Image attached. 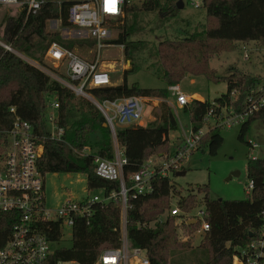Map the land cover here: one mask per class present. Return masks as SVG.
Wrapping results in <instances>:
<instances>
[{
	"label": "trees",
	"instance_id": "obj_1",
	"mask_svg": "<svg viewBox=\"0 0 264 264\" xmlns=\"http://www.w3.org/2000/svg\"><path fill=\"white\" fill-rule=\"evenodd\" d=\"M76 1L44 0L40 8L29 15L27 4H20L17 16L4 17V41L42 63L53 41L73 48L76 42L64 39L58 31L49 32L46 29L53 19L60 20L62 27H72L69 9ZM203 5L207 13L204 30L182 39L161 40L155 49H148L146 54L160 63L162 78L169 86L178 84L187 74L204 75L212 82H227L228 91L220 97L213 101L193 98L185 107L191 115L192 130L201 129L207 116L216 119L197 148L208 146L209 152L216 154L224 141L218 122L224 111H243L249 96L258 95L263 83L261 76L238 69L227 76H220L211 67L210 59L222 51L236 49L238 42L264 43V0H203ZM179 10L177 2L172 0H139L126 4L123 14L115 20L119 30L110 43L123 45L126 60L131 62V66L124 70L122 83L90 89L92 96L102 102L134 95L162 99L158 105L160 110L154 109L156 119L146 126L137 124L116 128V140L128 160L124 168L126 177L139 170L156 150L165 147L170 141V132L179 128L173 107L167 101V88H146L138 82L128 83V74L140 69L135 56L146 46L145 41H130L129 37L141 12L159 11L165 16L176 17ZM79 42L80 47L94 45L91 38ZM52 99L59 102L57 122L64 128V141L51 139L47 129V109ZM11 106L16 107L23 119L32 123L41 137L43 152L38 167L43 174L82 172L87 176L90 191L109 193L113 189L119 190L118 180H109L96 173L94 155L107 159L115 156L114 134L109 126L104 125L106 119L102 111L92 101L76 96L73 90L0 45V129L8 128L12 123ZM256 119L264 120V106L240 124V138H244L250 124ZM86 147L88 154L81 155L78 151ZM158 155H164V152L158 151ZM247 170L254 187L246 199L213 198L206 186L202 201L210 228L204 232L202 240L203 246L209 250L205 264H233L234 254L264 230V158H251ZM171 171L177 172V168L172 167ZM152 184L151 192L129 197L128 237L134 246L147 251L152 264H169L172 253L186 243L177 240L176 219L168 214L173 203L167 208L168 199L178 193L176 204L183 211H191L197 198L194 195L191 198L182 196L169 176H155ZM165 209L168 211L161 221ZM93 210L89 223L84 219L77 220L72 230V246L58 245L63 235L57 221L41 226L42 233L51 240H57L50 264L62 260L92 264L103 250L121 246L120 198L97 203ZM197 225L200 226V223L186 224L185 227ZM11 226L10 214L0 212V236L8 232Z\"/></svg>",
	"mask_w": 264,
	"mask_h": 264
},
{
	"label": "built area",
	"instance_id": "obj_2",
	"mask_svg": "<svg viewBox=\"0 0 264 264\" xmlns=\"http://www.w3.org/2000/svg\"><path fill=\"white\" fill-rule=\"evenodd\" d=\"M139 0H78L69 9V20L72 27L85 33V38L94 41L97 56L90 60L81 56L73 48H68L58 41H53L46 50V63L25 57L0 39V45L35 65L52 79L70 88L78 96L93 97L90 89L113 85L112 68L101 66L98 55L104 48L118 45L110 43L112 31L105 25L108 18H117L123 14L126 4ZM44 0H0V4H27V15L35 13ZM53 19L52 21H54ZM56 21H60L56 19ZM71 27H66L70 29ZM123 47V45H120ZM124 48V47H123ZM48 61L55 63L58 69L67 65L66 74L47 65ZM170 91L176 97L179 106H186L191 97L185 94L178 84L171 85ZM143 99L141 96H129L115 100L98 102L99 109L105 116L106 122L114 134L113 159L94 155L96 173L109 180L120 182L119 190L113 189L103 195H91L90 190L84 195L74 197L68 194L57 209L47 207L45 192V174L38 167V160L43 152L41 137L28 120L23 119L15 106L9 108L13 115L12 123L8 128L0 129V212L9 213L12 220L10 230L0 236V264H50L53 247L57 240L49 239L41 231V226L50 221H57L61 234L64 235L65 227H73L78 219L90 222L97 203H105L120 198L121 200V246L108 248L102 251L92 264H152V260L144 248L136 246L133 256L129 253V237L127 231V216L129 197L147 194L153 190L152 179L155 176H169L172 167L180 169L182 161L190 152L197 150L205 133L202 128L191 130L180 140L174 153L158 155L153 161V166L147 161L137 171L125 176L124 168L128 163L123 149L116 140V122L121 125L143 124ZM264 106V83L258 89V95L249 96L247 107L241 112L225 110L223 117L218 121L219 126H231L235 122L240 124L255 110ZM59 102L52 99L48 105V132L51 139L64 141V128L58 125ZM210 118L207 116L205 122ZM257 147L256 144L252 148ZM87 155L86 147L78 151ZM166 159H165V158ZM156 161H154V160ZM161 159V160H160ZM254 187L253 180L249 181L248 189ZM168 214L176 219L177 225L200 223L203 231L210 226L206 220L205 209L194 215L191 211H183L178 204H173ZM264 214V211H263ZM164 218L161 219V221ZM73 234V232H72ZM264 259V230L247 246L241 247L233 256V264H262ZM56 264H82L76 261H58Z\"/></svg>",
	"mask_w": 264,
	"mask_h": 264
},
{
	"label": "rangeland",
	"instance_id": "obj_3",
	"mask_svg": "<svg viewBox=\"0 0 264 264\" xmlns=\"http://www.w3.org/2000/svg\"><path fill=\"white\" fill-rule=\"evenodd\" d=\"M177 2L178 0H172ZM184 7L179 10L176 17L165 16L159 11L141 12L135 24V30L129 37L130 41H145V49L137 53L135 62L140 65V69L130 73L127 76L128 83L138 82L142 87L146 88H167L169 90V100L173 107L174 115L176 116L179 128L171 131L169 134L170 141L165 147H161L150 158L157 159L158 151L164 152V155L172 154L177 148L180 140L190 135L192 130L190 112L185 109L186 106H179L176 102V97L170 91V86L163 80L160 63L150 59L146 54L148 49H155L161 40L165 39H182L191 35L196 31H202L206 28V8L203 5V0H183ZM20 5L16 4H0V39H3V26L5 16H17L19 14ZM116 18H108L105 25L112 31L110 39H114L118 34ZM47 31H58L64 39H71L76 42L73 49L81 56L87 59H94L97 53L94 47H80L79 40H85V33L79 31L78 28L71 27L66 29L62 27L61 21L50 20L47 24ZM148 46V47H147ZM237 48L232 51H222L214 55L210 59L211 67L217 70L220 76H227L233 70H241L252 75L262 77L264 83V43L250 41L249 43L238 42ZM23 56L33 59L31 56L21 53ZM101 66L114 65L112 68L113 85L123 82L124 70L131 66V62L126 60L125 50L120 45H113L104 48L98 55ZM46 63V59H44ZM47 65L53 66L56 71L66 74L67 65L62 68H55V63L48 61ZM181 90L191 97L194 93L202 95L205 99L214 100L228 91V84L224 80L220 82L209 81L204 75L193 76L187 74L179 83ZM77 96V95H76ZM92 101L96 107L98 102L102 103L95 97H84ZM143 99V123L148 124L156 119L155 111H159V103L162 99L157 97H142ZM193 98H191V101ZM101 111V110H100ZM49 109H47L48 118ZM216 123V119L210 117L202 127V132L206 133ZM117 128L124 127L116 122ZM222 127V126H221ZM240 123L235 122L231 126L225 125L221 128V134L224 137L222 145L217 150L216 154L209 152L208 146L197 149L185 155L182 161V168L177 171H185L182 175H177L174 171H169V177L176 184L177 189L182 196L191 198L196 196L197 201L195 208L191 210L194 215H198L199 211L204 209L202 201L206 186L213 198L218 199H246L248 198L249 177H248V162L251 158H264V120H253L246 132L244 138L239 137ZM256 144L257 147L252 148ZM165 158V157H164ZM153 159V160H154ZM166 159V158H165ZM161 160V159H160ZM156 161V160H154ZM150 167L153 166V161H147ZM45 192L47 199V207L57 209L64 201L68 194L74 197L82 196L87 189V176L82 172L69 173H46L45 174ZM91 195H103L102 190L90 191ZM168 199L167 208L179 199L178 193ZM190 209L192 207H189ZM189 209V210H190ZM167 209L161 218L166 216ZM194 223V222H192ZM153 224V223H152ZM177 240L179 243H186L185 246H180L171 255L169 264H205L209 258V250L203 246L202 240L205 235L201 225L196 227H185L177 225L176 228ZM73 234L70 227H65L62 240L59 241V246H72ZM55 246V245H54ZM57 246V245H56ZM129 253L131 256L134 253V246L129 242Z\"/></svg>",
	"mask_w": 264,
	"mask_h": 264
},
{
	"label": "water",
	"instance_id": "obj_4",
	"mask_svg": "<svg viewBox=\"0 0 264 264\" xmlns=\"http://www.w3.org/2000/svg\"><path fill=\"white\" fill-rule=\"evenodd\" d=\"M177 7L179 8V9H181V8H183L184 7V2H183V0H178L177 1ZM99 107V106H98ZM105 126H109V123L108 122H105V124H104ZM112 130V129H111ZM185 173V171H177L176 172V174L177 175H182V174H184Z\"/></svg>",
	"mask_w": 264,
	"mask_h": 264
},
{
	"label": "crops",
	"instance_id": "obj_5",
	"mask_svg": "<svg viewBox=\"0 0 264 264\" xmlns=\"http://www.w3.org/2000/svg\"><path fill=\"white\" fill-rule=\"evenodd\" d=\"M246 43V42H245ZM249 43V42H248ZM179 85V84H178ZM180 86V85H179ZM181 88V87H180ZM191 98H198V99H201V100H205V98L202 96V95H200V94H198V93H194L192 96H191ZM170 104H172V102L169 100V98H168V100H167ZM142 125H144V126H146L147 124H142Z\"/></svg>",
	"mask_w": 264,
	"mask_h": 264
}]
</instances>
